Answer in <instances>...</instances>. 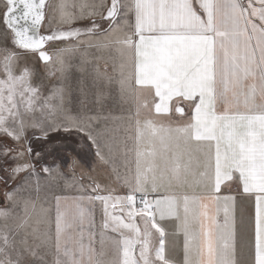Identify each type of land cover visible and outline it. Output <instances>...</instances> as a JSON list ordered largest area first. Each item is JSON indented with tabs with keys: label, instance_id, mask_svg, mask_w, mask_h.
<instances>
[{
	"label": "snow or ice",
	"instance_id": "snow-or-ice-1",
	"mask_svg": "<svg viewBox=\"0 0 264 264\" xmlns=\"http://www.w3.org/2000/svg\"><path fill=\"white\" fill-rule=\"evenodd\" d=\"M0 264H264V0H0Z\"/></svg>",
	"mask_w": 264,
	"mask_h": 264
},
{
	"label": "rangeland",
	"instance_id": "rangeland-1",
	"mask_svg": "<svg viewBox=\"0 0 264 264\" xmlns=\"http://www.w3.org/2000/svg\"><path fill=\"white\" fill-rule=\"evenodd\" d=\"M74 83L75 82L73 81V84ZM113 95L116 96L117 98L115 99L110 98L107 100L103 114L109 115L110 112H114L113 115L111 116L113 119L110 121V123H112V125H115V122L118 119V117H115V116H118V113L120 110L122 111L124 108H127L128 104L121 103L118 99L117 93L114 92ZM80 99L81 97L79 96V93L74 92L73 97H72V104L70 105L73 111L74 112L75 111H82V112L89 111L90 114H94L96 111L94 96L91 93H89L87 98L84 100L83 106L80 104ZM62 144L65 145L66 151L71 152V138H69L67 141H62ZM49 162H51V158H49Z\"/></svg>",
	"mask_w": 264,
	"mask_h": 264
},
{
	"label": "crops",
	"instance_id": "crops-1",
	"mask_svg": "<svg viewBox=\"0 0 264 264\" xmlns=\"http://www.w3.org/2000/svg\"><path fill=\"white\" fill-rule=\"evenodd\" d=\"M134 111V106L132 105H129L128 104V107L127 108H124L122 111L120 110L119 113H118V116H115V117H118L117 121L115 122V125H112V123H110L112 126H116L118 124V122L122 121L125 117H127V115L129 114V111ZM112 113V114H111ZM114 112H110V116L113 115ZM72 148H76L77 151L81 152V155L83 156L84 160L88 161V164L86 165V167L88 165L91 164V160H92V157L89 156V155H86L87 153V147H80V142H79V137H72L71 138V151H72ZM53 191H59L58 189H53ZM46 193L44 191L41 192V196H44ZM121 194H123V192H121ZM49 195V198L51 196V193H48ZM97 220H99V214L97 213Z\"/></svg>",
	"mask_w": 264,
	"mask_h": 264
}]
</instances>
